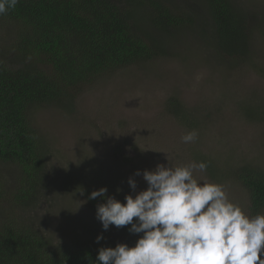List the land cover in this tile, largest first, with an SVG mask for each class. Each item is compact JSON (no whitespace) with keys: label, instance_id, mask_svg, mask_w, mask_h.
Returning a JSON list of instances; mask_svg holds the SVG:
<instances>
[{"label":"rangeland","instance_id":"1","mask_svg":"<svg viewBox=\"0 0 264 264\" xmlns=\"http://www.w3.org/2000/svg\"><path fill=\"white\" fill-rule=\"evenodd\" d=\"M167 1L191 13L196 27L168 35L166 56L85 86L69 109L47 104L29 112L44 153L46 183L14 216L18 223L36 220L54 242L87 243L103 235L106 244L128 243L113 226L102 229L80 191L106 187L108 195L124 202L126 194L135 195L127 180L136 170L170 162H207L206 172L194 173L195 178L215 182L216 175L230 200L248 212L246 193H238L230 173L242 166L264 173V0H232L248 18V62L229 61L216 52L197 0ZM11 29L0 22L5 58ZM171 100L183 106L178 116ZM192 130L198 139L183 143L181 137ZM5 174L9 181L17 177L13 167ZM134 179L137 192L147 187L142 176Z\"/></svg>","mask_w":264,"mask_h":264},{"label":"trees","instance_id":"2","mask_svg":"<svg viewBox=\"0 0 264 264\" xmlns=\"http://www.w3.org/2000/svg\"><path fill=\"white\" fill-rule=\"evenodd\" d=\"M197 1L216 52L229 61L248 62L246 13L232 0ZM195 21L167 0H126L124 5L114 0H19L0 15V22L12 27V40L5 47L8 57L0 54V264H95L100 247L116 245L104 240L54 242L36 220L18 223L14 216L46 183L41 141L28 114L47 104L69 109L85 86L166 56L167 36L196 27ZM251 70L260 72L254 66ZM169 104L175 116L183 111L176 101ZM253 117L255 112H249ZM9 167L16 170L13 181L5 174ZM230 178L238 193H246L247 213H264V173L242 166ZM212 179L219 183L216 175ZM92 191L85 190L84 198L96 213L104 200L88 199ZM114 228L134 246L136 235L127 227Z\"/></svg>","mask_w":264,"mask_h":264},{"label":"clouds","instance_id":"3","mask_svg":"<svg viewBox=\"0 0 264 264\" xmlns=\"http://www.w3.org/2000/svg\"><path fill=\"white\" fill-rule=\"evenodd\" d=\"M18 3L0 0V15ZM197 139L196 130L181 137L185 144ZM207 168L200 161L138 169L127 180L135 195L126 194L124 202L108 195L106 187L93 190L88 199L104 200L95 213L102 229L127 227L138 237L134 246L100 247L95 264H264V213L248 215L223 184L197 180L194 173ZM135 176H142L145 189L136 191ZM102 239L98 235L96 242Z\"/></svg>","mask_w":264,"mask_h":264}]
</instances>
